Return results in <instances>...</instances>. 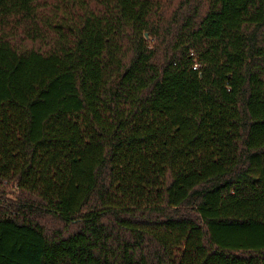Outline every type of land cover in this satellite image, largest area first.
Instances as JSON below:
<instances>
[{"label":"trees","instance_id":"trees-1","mask_svg":"<svg viewBox=\"0 0 264 264\" xmlns=\"http://www.w3.org/2000/svg\"><path fill=\"white\" fill-rule=\"evenodd\" d=\"M0 264H264V0H0Z\"/></svg>","mask_w":264,"mask_h":264},{"label":"built area","instance_id":"built-area-1","mask_svg":"<svg viewBox=\"0 0 264 264\" xmlns=\"http://www.w3.org/2000/svg\"><path fill=\"white\" fill-rule=\"evenodd\" d=\"M198 67V65L197 64H195V66H194V69H196Z\"/></svg>","mask_w":264,"mask_h":264}]
</instances>
